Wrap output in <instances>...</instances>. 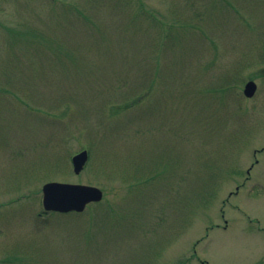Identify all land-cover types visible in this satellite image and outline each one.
I'll use <instances>...</instances> for the list:
<instances>
[{
    "label": "rangeland",
    "instance_id": "374dc122",
    "mask_svg": "<svg viewBox=\"0 0 264 264\" xmlns=\"http://www.w3.org/2000/svg\"><path fill=\"white\" fill-rule=\"evenodd\" d=\"M0 264H264V0H0Z\"/></svg>",
    "mask_w": 264,
    "mask_h": 264
},
{
    "label": "water",
    "instance_id": "95a60500",
    "mask_svg": "<svg viewBox=\"0 0 264 264\" xmlns=\"http://www.w3.org/2000/svg\"><path fill=\"white\" fill-rule=\"evenodd\" d=\"M256 84L248 81L244 85L243 93L250 97L254 94ZM87 151L81 150L71 158L72 169L78 174L87 161ZM41 204L44 212H81L87 204L102 199L100 188L86 184L64 183L49 181L41 187Z\"/></svg>",
    "mask_w": 264,
    "mask_h": 264
},
{
    "label": "trees",
    "instance_id": "16d2710c",
    "mask_svg": "<svg viewBox=\"0 0 264 264\" xmlns=\"http://www.w3.org/2000/svg\"><path fill=\"white\" fill-rule=\"evenodd\" d=\"M143 98V95L139 98V99H142ZM128 103H133V101L132 102H128ZM128 103H126L125 105V107L124 108H128V107H130L131 105L130 104H128ZM128 105H130V106H128ZM145 179H147V178H145ZM113 212H114V209L112 210L111 208H108V210L105 212L104 211V215H100V216H104L105 218H106V216H107V214H109V213H112L113 214ZM107 218H109V217H107ZM110 220V219H109Z\"/></svg>",
    "mask_w": 264,
    "mask_h": 264
}]
</instances>
